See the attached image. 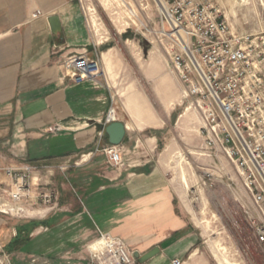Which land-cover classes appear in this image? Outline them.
I'll return each instance as SVG.
<instances>
[{
  "label": "crops",
  "instance_id": "crops-1",
  "mask_svg": "<svg viewBox=\"0 0 264 264\" xmlns=\"http://www.w3.org/2000/svg\"><path fill=\"white\" fill-rule=\"evenodd\" d=\"M37 10L42 15L33 19ZM53 16L60 23L56 34L49 24ZM81 54L106 73V53L91 42L75 3L0 0V120L13 129L21 163L51 169L42 178L56 194L55 205L46 209L54 223L42 225L50 228L60 218L84 224L82 237L61 239L36 237L38 233L17 239L14 230L1 226L6 231L2 248L15 243L13 264H90L89 253L101 238H117L144 258L136 264H209L199 245L202 237L176 189L151 160L154 139L146 138V126L138 121L142 115L133 119L124 111L130 120L125 123L110 104L115 122L126 131L119 145L121 170L97 151L108 144L99 125L113 98L105 73L104 80L80 85L64 78L63 60ZM50 126L62 130L44 134Z\"/></svg>",
  "mask_w": 264,
  "mask_h": 264
},
{
  "label": "rangeland",
  "instance_id": "rangeland-1",
  "mask_svg": "<svg viewBox=\"0 0 264 264\" xmlns=\"http://www.w3.org/2000/svg\"><path fill=\"white\" fill-rule=\"evenodd\" d=\"M70 1L80 8L91 42L106 53V87L113 98L107 103L106 112L116 107L118 118L125 123L130 122L125 112L133 119L137 117L132 110L142 115L138 121L146 126V138L154 139L151 160L163 168L176 189L188 218L202 237L199 245L209 264H218L215 245L225 247L222 256L232 264H264V246L255 241L246 220L250 199L235 172L230 166L221 170L216 161L202 156L193 111H189L184 121L179 119L190 105L181 97L180 82L171 62L172 43L161 36L163 23L156 1L122 0V4L115 0ZM218 5L232 30L264 31V0H218ZM148 120L157 124L148 125ZM12 130L6 120H0L3 133L0 134V227L14 230L17 239L36 233L40 238L82 237L84 224L77 219L60 218L48 228L42 224L54 222L48 218L46 207L29 206L26 201L16 207L8 201L4 193L8 183L5 169L43 167L19 161ZM45 175L46 171L41 169V178ZM228 177L233 181L228 182ZM1 204L8 208H2ZM1 209L6 211L3 213ZM5 236L6 231L1 230L0 240ZM15 246L14 243L2 248L0 243V264H13L11 250Z\"/></svg>",
  "mask_w": 264,
  "mask_h": 264
},
{
  "label": "built area",
  "instance_id": "built-area-1",
  "mask_svg": "<svg viewBox=\"0 0 264 264\" xmlns=\"http://www.w3.org/2000/svg\"><path fill=\"white\" fill-rule=\"evenodd\" d=\"M156 1L163 23L161 36L172 43L171 62L182 100L189 103L188 109L197 119L202 156L216 161L221 170L224 166L233 169L250 199L246 220L255 241L264 246V31L232 30L218 0ZM41 15L37 10L31 17ZM61 66L64 78L75 85L105 78L98 62L85 54L69 56ZM112 122L114 110L110 109L102 125ZM61 130V126H50L42 132ZM97 151L115 169L123 168L119 146L107 144ZM41 169L51 172L49 167ZM41 169L30 165L5 169L8 183L4 193L10 203L16 207L25 201L33 207L55 205L56 194L42 180ZM66 169L58 167L60 172ZM133 255L121 240L101 238L89 253V262L136 264ZM172 264L181 263L174 260Z\"/></svg>",
  "mask_w": 264,
  "mask_h": 264
},
{
  "label": "water",
  "instance_id": "water-1",
  "mask_svg": "<svg viewBox=\"0 0 264 264\" xmlns=\"http://www.w3.org/2000/svg\"><path fill=\"white\" fill-rule=\"evenodd\" d=\"M49 24L53 34L60 32V23L58 17H51L49 19ZM99 130L107 136V142L112 146H119L123 142L126 134L125 127L120 122H112L107 125H99ZM133 256L138 261H142V259L144 260V258L139 259L138 254H134Z\"/></svg>",
  "mask_w": 264,
  "mask_h": 264
},
{
  "label": "bare ground",
  "instance_id": "bare-ground-1",
  "mask_svg": "<svg viewBox=\"0 0 264 264\" xmlns=\"http://www.w3.org/2000/svg\"><path fill=\"white\" fill-rule=\"evenodd\" d=\"M118 4L120 3V4H122L121 2H123L122 0H115ZM156 1V0H155ZM156 3H157V5H158V7H160L159 6V4H158V1H156ZM133 13V12H132ZM134 16V15H133ZM131 17V16H130ZM132 20L133 19H131L130 21L132 22ZM172 105V104H171ZM170 105V106H171ZM131 108L133 109V107L131 106ZM132 109H130V110H132ZM129 111V110H128ZM133 112H135L136 113V116L135 117H137V116H139L140 114H139V112L138 111H134V110H132ZM189 111H190V109H185V111L179 116V119H180V121H184L185 119H187L188 118V115H189ZM133 115H134V113H133ZM155 123V122H154ZM146 124H153L152 123V120H148V121H146ZM182 181H183V183L185 184V186L187 187V182H186V179H185V177H182ZM204 212V211H203ZM208 223V221H206V224ZM199 224V223H198ZM214 248H215V251L217 252V262H218V264H232V263H230L229 262V260L226 258V257H224V256H222V254H223V252L225 251V247H223L222 245H215V246H213ZM226 250H228V249H226ZM228 252V251H227Z\"/></svg>",
  "mask_w": 264,
  "mask_h": 264
}]
</instances>
